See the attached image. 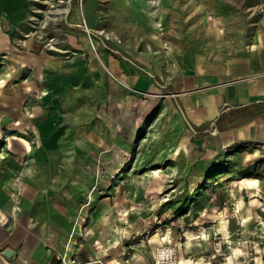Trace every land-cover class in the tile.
Wrapping results in <instances>:
<instances>
[{"label": "rangeland", "instance_id": "rangeland-1", "mask_svg": "<svg viewBox=\"0 0 264 264\" xmlns=\"http://www.w3.org/2000/svg\"><path fill=\"white\" fill-rule=\"evenodd\" d=\"M25 12L14 39L6 21L0 26L10 49L4 41L0 84L12 79L17 92L34 77L36 59L50 79V65H57L62 83L44 95L33 80L23 85L34 87L20 105L31 117L21 131L1 125L0 153L6 136L17 134L32 146L27 154L17 141L8 148L20 165L27 157L25 176L42 144L58 152L59 171L69 162L67 184L77 208L67 251L97 250L95 239L113 245L118 234L120 250L149 254L146 264H226L232 254L234 263L264 264V150L251 153L239 145L201 163L190 126L162 87L173 74L192 69L183 63L195 53L224 57L232 46L264 38V0H26ZM147 73L156 82L152 90ZM55 99L56 130L41 135L31 119L37 106L50 111ZM106 116L117 130L103 131L107 147L90 146L87 129L111 125ZM9 159L0 160V185L10 206L0 225L7 233L27 208L21 203L23 175L4 180ZM249 177L259 186L240 187V179ZM5 249L0 245V264L10 258ZM169 254L173 260L160 259Z\"/></svg>", "mask_w": 264, "mask_h": 264}, {"label": "crops", "instance_id": "crops-1", "mask_svg": "<svg viewBox=\"0 0 264 264\" xmlns=\"http://www.w3.org/2000/svg\"><path fill=\"white\" fill-rule=\"evenodd\" d=\"M25 7L26 0H0V26L6 21L10 39H14L12 37L17 36L24 25ZM7 40L9 38L0 28V49L4 41H6L4 48L8 46ZM227 52L224 57L212 59H205L198 53L191 55L183 64L190 65L192 69L173 74L162 86L168 94L173 95V100L190 126L191 142L197 152V160L201 163H208L223 150L239 145L247 146L251 153L264 150V38L244 46H232ZM20 55L19 52H14L15 57ZM181 60L182 58H178V62ZM33 66L34 77L31 79L34 86L42 87V95L46 94L45 89L57 87L62 83L59 80L57 65H50L51 73L54 74L51 79L49 75L44 74L39 59L34 61ZM77 70L78 68H74L73 72ZM14 74H17L16 71L12 73ZM147 74L149 75L147 87L152 90L156 82L152 81V74ZM4 80L6 83L4 84L3 81L2 85L0 84V127L1 125L7 128L15 127L21 131L25 128V121L31 117V114L24 113L20 108L21 101L29 98L28 91L34 89L32 86L31 89L26 87L23 90V85L28 82L32 84V80L27 79L20 83L17 92L12 91L15 90V87H11L12 79L4 78ZM45 83L47 88L44 87ZM168 94L166 96L169 97ZM55 101L50 111H46L44 106H37L34 112L36 116L31 121L40 134L56 130V105L59 99ZM105 119L107 122L112 121V118L107 116ZM114 125L113 120L110 127L106 125L104 128L101 125L100 129L95 130L90 126L87 129L90 146L98 144L101 148L107 147L105 133L108 128L116 131ZM20 137L22 136L17 134L6 136L7 143L0 153V160L10 158L8 148L13 141H17L22 146L23 154L31 151V141L26 138L22 141ZM50 141L55 143V139ZM43 145L35 151V164L28 176H25L28 171L27 157L25 160L24 157L22 158L24 160L21 162L22 165L20 158L9 159L12 166L4 176V180L8 184L16 172L19 177L23 175L24 189L21 203L27 204V208L20 210L19 223H17L19 225L11 227L12 231L7 233V226L0 225V245H3V249L11 250L10 258L6 257L1 264H50L53 254L58 258L56 264H60L59 256H64L66 260L69 258L73 264H146L149 254L126 253L120 250L118 243L121 239L118 234L112 240L113 245L95 239L94 241L97 242L94 245H101L97 250L83 253L67 251L68 235L72 227L71 217L77 208L72 198V185L67 184L73 171H70L72 167L69 162L61 163L64 170L59 171L55 167L58 152L49 151ZM89 153L90 151L84 152L83 156L88 157ZM72 163L75 165L76 160L73 159ZM3 190L0 185V215L10 211ZM164 240H167L166 237ZM231 257L232 260L227 261L226 264H243L234 263V255L232 254Z\"/></svg>", "mask_w": 264, "mask_h": 264}, {"label": "bare ground", "instance_id": "bare-ground-1", "mask_svg": "<svg viewBox=\"0 0 264 264\" xmlns=\"http://www.w3.org/2000/svg\"><path fill=\"white\" fill-rule=\"evenodd\" d=\"M58 14H60L61 13V10H58V11H56ZM240 187H244V186H247V188L249 187V188H255V187H257V186H259V180L258 179H256V178H242V179H240ZM225 223H227V220H226V222ZM226 227H227V225H226ZM165 249V248H164ZM164 252H162V254H164V256L166 255V251L165 250H163ZM160 259H169V260H173V257H172V255L171 254H169V257H167V258H162L161 257V255H160ZM228 260L229 261H231L232 260V257H229L228 258ZM70 262V261H69ZM173 262V261H172ZM180 263L182 264H193V262L192 261H190V260H184V259H182L181 261H180Z\"/></svg>", "mask_w": 264, "mask_h": 264}, {"label": "water", "instance_id": "water-1", "mask_svg": "<svg viewBox=\"0 0 264 264\" xmlns=\"http://www.w3.org/2000/svg\"><path fill=\"white\" fill-rule=\"evenodd\" d=\"M4 253H5L6 256H10L11 255V250L10 249H5ZM57 260H58V258L56 256V254H53L49 263L50 264H56Z\"/></svg>", "mask_w": 264, "mask_h": 264}, {"label": "built area", "instance_id": "built-area-1", "mask_svg": "<svg viewBox=\"0 0 264 264\" xmlns=\"http://www.w3.org/2000/svg\"><path fill=\"white\" fill-rule=\"evenodd\" d=\"M60 261H62L63 264H72V262L69 263L68 259L66 260L64 256H59V262Z\"/></svg>", "mask_w": 264, "mask_h": 264}]
</instances>
